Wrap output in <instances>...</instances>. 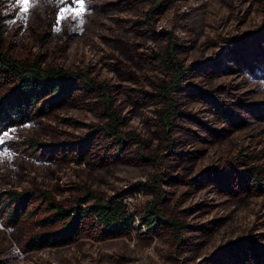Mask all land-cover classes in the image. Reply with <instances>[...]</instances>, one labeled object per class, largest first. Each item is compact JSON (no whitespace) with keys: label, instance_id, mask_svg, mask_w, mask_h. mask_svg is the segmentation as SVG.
<instances>
[{"label":"rangeland","instance_id":"obj_1","mask_svg":"<svg viewBox=\"0 0 264 264\" xmlns=\"http://www.w3.org/2000/svg\"><path fill=\"white\" fill-rule=\"evenodd\" d=\"M64 1L30 0L29 11L24 13L19 11L21 5L15 0H0L3 49L19 60L41 58L46 67L87 69L97 80L121 84L120 92L114 95V106L124 115L131 113L125 131L139 133L144 143L150 142L153 146L161 143L162 147L157 151L162 156L169 152L164 145L167 141L160 137L157 127V110L162 105L159 101L150 104L155 96H148L149 100L144 97L142 107L135 111L132 101L141 95L156 94L150 81L168 78L163 67L156 68L150 62L174 37L181 62L195 72L194 82H201L203 89L228 84L237 86L231 92L240 94L241 99L226 94L225 87L221 95L230 99V106L237 109L247 123L229 126L210 111L216 116L215 122L231 129L230 133L207 147L189 143L187 151H199L197 156L187 161V168L173 169L172 174L161 162L162 158L156 159L157 163H122L103 168L89 163L61 165L55 160L37 159L40 152L51 155L47 146H33V140L50 146L51 143L77 139L90 130V125L104 123V110L89 98L65 106L54 118L44 117L22 126L11 135L8 145L0 146V191L23 190L37 185L52 192L57 199L69 201L80 185L87 184L106 197L120 195L130 211L140 215L136 216L134 227L127 235L103 241L83 237L65 247L28 253L19 245L27 230H11L0 218V264H209L206 259H211L217 252L228 254L224 248L245 238L253 239L255 245L264 248V197L236 199L237 196L218 192L213 183H208L210 188L208 184L197 187L193 183L201 180L202 174L210 176L207 172L211 170H226L233 174L230 163L235 158L241 162L240 170L250 166L261 169L260 180L264 182V119L258 117L261 113L254 108L259 105L264 109V81L248 75L245 70L241 73L234 70L210 79L200 69H209L211 64L215 66L214 61L218 58L220 64L224 63L230 41L246 39L260 31L264 24V0H182L183 4L180 3L178 8L171 4L154 14L155 19L151 18L153 13L149 3L137 10H115L104 7L103 0H85L83 13L76 16L69 1ZM65 9L72 10L66 12ZM53 17L56 21L50 27ZM148 26L150 30L146 33L137 32L138 28L145 30ZM150 32L157 36H151ZM110 43H116V46L110 48ZM124 44L128 50L133 45L140 49V60L153 67L152 76L142 74L138 82L120 66L116 69L111 65L116 60L113 54L121 56V52H127ZM109 49L114 51L112 55H109ZM119 72L124 77L118 76ZM110 75L114 77L109 80ZM140 87L139 91H134ZM197 105L205 106L198 101L180 104L192 111ZM136 145L132 150L140 151ZM32 147H37L36 154ZM141 149L145 155L150 154ZM166 160L168 158L163 157V161ZM154 186L162 188L159 193L172 210L197 205L196 215L182 214L189 223L184 233L195 234L191 238L195 241L191 244L193 248L198 247L199 254L195 259L188 262L184 258L188 252L185 255L178 252L180 245L174 231L166 229L151 233L143 223L142 216L156 197L150 191ZM213 226L216 229L206 233ZM38 229L34 226L30 231Z\"/></svg>","mask_w":264,"mask_h":264},{"label":"trees","instance_id":"obj_2","mask_svg":"<svg viewBox=\"0 0 264 264\" xmlns=\"http://www.w3.org/2000/svg\"><path fill=\"white\" fill-rule=\"evenodd\" d=\"M147 3L151 5L152 19H155L154 14L167 9L171 4L173 8L183 4L182 0H103L102 5L115 10L132 8L137 10ZM55 21L56 18L53 17L50 27ZM147 29L150 30L149 26L145 30L138 28L137 32L146 33ZM150 35L157 36L153 32H150ZM230 44L223 59L224 63L220 64L219 58L215 59L216 65L211 64L209 68L213 73L208 68L201 67L202 73L214 79L234 70L239 73L245 70L248 75L264 81V24L259 32L250 34L246 39L230 41ZM126 45L124 49L127 52H121L124 54L121 55L123 58L113 54L114 51L109 49V55L113 54L116 59L110 64L116 69L120 66L138 82L142 74L145 77L152 76L153 67L140 60V49L133 45V48L128 50ZM111 46H116V43H110V48ZM178 49V43L172 37L162 50L155 53L156 56L150 65L156 68L163 67L168 78L150 81L152 87L156 89V94L141 95L132 101L135 111L142 107L144 97L149 100L148 96H155L154 100L149 101L150 104L159 101L162 105L157 110V127L160 137L167 141L164 145L169 152L161 156L160 151H157L162 147L161 143L157 142L153 146L150 142L144 143L145 140L139 133L125 131L128 125L127 118L131 113L124 115L114 106V95L120 92L121 84L97 80L92 76V71L87 69L46 67L41 58L24 61L16 59L3 49L0 35V140H3L0 146L8 145L12 140L11 135L22 126L44 117L54 118L65 106L73 104L78 99L89 98L104 110L102 113L104 123L90 125V130L77 139L51 143L50 146L33 140V146L39 145L43 148L47 146L49 148L47 152L51 155L47 156L46 153L40 152L37 159L55 160L61 165L89 163L103 168L122 163L148 164L152 161L155 163L156 159L162 158L161 162L166 168H170L171 174L173 169L187 168V161L196 157V152H199L187 151L189 143L196 142L207 147L216 139H222L230 133L231 129L220 127L221 125L215 122L216 116L211 115L210 111L229 126L236 127L247 122L237 109L233 110V106H230V99L221 95V90L225 87L226 94L241 99L240 94L231 92V89L237 86L228 84L203 89L201 82H194L195 72L181 62ZM131 50L133 53H130ZM131 55L133 56L130 57ZM120 74L122 72H119L118 76L124 77ZM113 77L110 75L109 80ZM187 80L189 81L186 83ZM134 89L139 91L141 87ZM125 90L128 91L129 88ZM190 101H198L205 106L197 105L194 111L180 106L181 103ZM255 106V110L258 109L261 113L258 117L264 119V109L259 105ZM130 109L132 110V107ZM248 112L252 113L251 110ZM207 113L209 115L203 117ZM134 144L140 148V151L134 148L137 153L132 150ZM141 148L148 150L150 154L145 155ZM32 149L35 154L38 152L37 147ZM163 157H167L168 160L164 162ZM237 159L230 163L234 168L233 174L226 170L221 172L211 170L207 172L211 173L210 176L205 177V174H202L203 178L194 180V185L206 187L205 185L210 182L218 192L237 196L236 199L264 197V182L260 180L262 170L254 166L240 170L238 167H241V162ZM159 189L155 186L150 188L156 197L146 208L142 216L143 223L148 226L151 233H160L166 229L174 231L180 245L178 252L184 255L188 252L184 258L189 262L199 253L198 247L192 246L195 241L191 238L195 234L184 233L189 223L184 220L182 214L196 215L197 205L172 210L167 202L163 201L164 196L159 193ZM137 215L140 214L131 212L120 195L106 197L87 184L80 185L77 193L69 201L59 200L52 192L37 185L23 190L0 191V218L4 225L11 230H27L19 242L25 253L65 247L83 237L103 241L127 235L133 229ZM34 226L39 229L30 231ZM215 229L214 226L209 227L206 233L209 234ZM224 250L228 254L217 252L211 259L205 261L209 264H264V248L255 245L253 239L245 238Z\"/></svg>","mask_w":264,"mask_h":264},{"label":"snow or ice","instance_id":"obj_3","mask_svg":"<svg viewBox=\"0 0 264 264\" xmlns=\"http://www.w3.org/2000/svg\"><path fill=\"white\" fill-rule=\"evenodd\" d=\"M35 2H38V0H35ZM15 3L21 5L19 11L24 13L29 11L30 0H15ZM69 3L72 5V9H75L76 16H80L83 13L85 0H69ZM77 4L79 5L78 8L75 7ZM72 9H65V11H71ZM4 135L6 136L7 133H4ZM0 143H3V140H0Z\"/></svg>","mask_w":264,"mask_h":264}]
</instances>
